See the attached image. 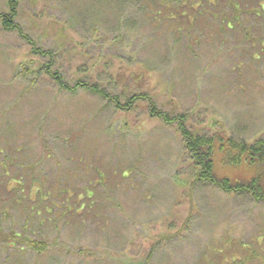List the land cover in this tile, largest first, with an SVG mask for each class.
<instances>
[{
	"label": "rangeland",
	"instance_id": "1",
	"mask_svg": "<svg viewBox=\"0 0 264 264\" xmlns=\"http://www.w3.org/2000/svg\"><path fill=\"white\" fill-rule=\"evenodd\" d=\"M9 1L0 0V14ZM249 1L238 2L242 23L232 31L227 0L203 3L192 26L180 16L192 13L187 0L16 5L17 31L0 22V205L12 214L0 226L49 248L3 243L0 264H264V203L197 182L177 125L149 109L186 115L187 130L209 138L264 137V57L252 59L241 30L256 23ZM80 82L123 101L146 98L126 111L73 91ZM10 179L22 185V205L3 192ZM40 187L43 198L58 196L41 202ZM64 198L75 215L46 213Z\"/></svg>",
	"mask_w": 264,
	"mask_h": 264
},
{
	"label": "trees",
	"instance_id": "2",
	"mask_svg": "<svg viewBox=\"0 0 264 264\" xmlns=\"http://www.w3.org/2000/svg\"><path fill=\"white\" fill-rule=\"evenodd\" d=\"M20 1L21 0L9 1L8 5L11 7L10 13L7 15L0 14V22L4 30L15 32L19 28L15 24L13 25V23L18 17V13H16V5H18ZM188 1L189 3L195 1V4L193 3L194 5L192 4V6H190V10L195 14L191 13V15L188 16L186 12L180 13V16L186 18L189 26L195 25V20L197 19L194 16L200 18L203 17V3H209L211 6L216 7L214 3L217 2V0H187V3ZM239 1L244 0H227V3L229 4L228 8L234 11V13H237V16L231 19L230 22L227 20V31L233 30V24L236 23L237 26H239L242 23V21H239V18L244 12L240 9V4L238 3ZM249 2H251L249 7V14L247 12L246 14L251 16L252 18L249 19L255 20L256 23L249 25L247 24L248 26L244 28H242L243 26L241 25V30L245 33L244 40L247 44L250 45V49L252 51V59L254 61H257L260 57H264V0H250ZM166 19V17L161 18V22L165 21ZM242 20L248 21V19ZM221 30L222 32H227L224 28H222ZM47 56L45 55V57ZM45 57L43 56L42 58ZM52 61V59H50L49 61L51 68L53 67V65L51 64ZM58 75L59 74L55 73L51 77L56 82L58 87L60 86V88L66 89L63 83L64 80H62V78ZM74 86L75 88L73 89V91L85 90L86 92L99 95L108 103L115 105L116 108L122 106L121 108H124L126 111H129L130 108L135 104V102L141 100L142 97L146 98V96L142 95H133L130 97V99L126 98L125 101H123L121 96H113L112 94L108 93L106 89H102L98 84L92 85L90 82L85 84L80 82L75 83ZM152 107L153 105H151L149 109L150 114L153 118L160 119L167 125H177V128L179 129L181 136L185 142V148L190 153L193 162L198 169V173H196L197 182L212 184L223 193L229 195H243L244 193L252 198L255 203H264V137L260 138L251 145L246 142L234 141L233 138L227 136L224 137L221 135H216L211 138L201 136L187 130V126L185 124V121H187L186 115H181L176 119L170 117V115L162 114ZM0 170H3L4 173H7L6 168L0 167ZM12 182H14L15 185L14 187H12L10 192L7 187L10 186V183ZM40 183L42 184V182ZM20 186L22 185L20 184V181L18 179H10L3 187V192L10 193V196L16 193L15 197H17V200L14 204L17 206H19L20 204L22 205L24 200L27 198L24 195V190L20 188ZM42 191V187L36 190V192L40 196L41 202H45L47 196L48 198L58 196L57 194L50 192L48 195H46V197L43 198L41 194L44 193ZM60 192L63 196L67 197V192ZM17 193L19 194V197L17 196ZM38 195L36 196L38 197ZM29 196V201L33 202L34 199L31 198L32 188L30 190ZM64 200L65 201L63 207H60L55 204V202H52L53 207L47 209V212H45L48 215L51 214V216H53L54 214L56 215V211H53L57 209L61 211L60 215L62 217L75 215L76 208L74 206V202H71L70 199L67 198H64ZM81 205L84 204L82 203ZM32 208V210L34 211L35 208ZM82 211L83 210H81V213ZM0 215H3L4 218L12 216V214L9 213V211H7L5 207H2V205H0ZM48 222H50V219ZM3 243L9 244V246L12 247L14 251L15 248L25 247L26 249L38 254L45 253L49 248L44 243L36 240L35 238H32L30 236H21V232H17L16 230H13V228L8 231H4L0 226V245Z\"/></svg>",
	"mask_w": 264,
	"mask_h": 264
}]
</instances>
